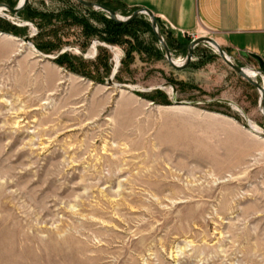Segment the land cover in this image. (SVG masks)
<instances>
[{
	"label": "rangeland",
	"instance_id": "374dc122",
	"mask_svg": "<svg viewBox=\"0 0 264 264\" xmlns=\"http://www.w3.org/2000/svg\"><path fill=\"white\" fill-rule=\"evenodd\" d=\"M5 13L20 34L0 30L17 43L0 45V264H264V138L243 117L264 132L255 85L208 43L175 69L147 14L114 36L77 0ZM163 35L184 62L194 39Z\"/></svg>",
	"mask_w": 264,
	"mask_h": 264
},
{
	"label": "crops",
	"instance_id": "0c3cea01",
	"mask_svg": "<svg viewBox=\"0 0 264 264\" xmlns=\"http://www.w3.org/2000/svg\"><path fill=\"white\" fill-rule=\"evenodd\" d=\"M129 10L151 9L159 26L174 40L215 38L234 59L242 52L264 61V0H120ZM0 45H17L0 36ZM254 59V58H253Z\"/></svg>",
	"mask_w": 264,
	"mask_h": 264
},
{
	"label": "water",
	"instance_id": "95a60500",
	"mask_svg": "<svg viewBox=\"0 0 264 264\" xmlns=\"http://www.w3.org/2000/svg\"><path fill=\"white\" fill-rule=\"evenodd\" d=\"M77 1L80 2L81 4H83L84 6L90 8V9L101 10V11H104V12L108 13L111 16V18H113L114 20H116L117 22H120V23H128V22L134 20L135 18L139 17L141 14L149 15L150 20H151V24H152V29H153L156 37L158 38V40L160 41V43L163 45V47L165 49L167 61L175 69L182 70V69L187 68L191 64V62L194 59V50L197 47V45H199L201 43H208V44L214 46L217 49V51L219 52V54L222 56V58L226 61V63L230 67H232L237 73H239L241 76H243L245 79H247L250 83H252L253 85H255L259 89L260 94H261V97H260V108H261V112H262L263 117H264V85L261 84L260 82H258L257 80H255L254 77H251L246 72V69L244 67H241L236 62H234L232 60L231 56H229L227 54V52L224 50V48L219 44V42L215 38H213L211 36H202V37H198V38L194 39L188 46V52H187L186 60L183 62V64L179 65L173 59L170 46H169L166 38L164 37L163 33L161 32V29H160V26H159V22H158V18L156 17V15L154 14V12L151 9H149V8H139V9L134 10L131 15H129L128 17L124 18V17L120 16L119 13L116 10H114L113 8L108 7V6H106V5H104V4L100 3V2L93 1V0H77ZM29 2H30V0H24V2L22 4L19 3L16 7H12V6H10V5L6 4V3H0V7H3L5 10L9 11L12 14H18L23 9H25V7L28 5ZM6 17L8 19H10L9 16H6ZM25 24H28V23H25ZM0 33H2V35H7L4 32H0ZM31 38H32V36L27 35L24 38H19V39L22 40L23 43H25V44L33 45L31 43ZM98 41H100L103 44H107V43L103 42L102 40H98ZM96 42L97 41L94 42L95 45H96ZM33 50L38 52L39 55H41L46 60H55V59L58 58V57H52V56L43 54V53L39 52L35 47L33 48ZM242 55L247 57V58L252 57L255 60H257L258 63L261 66L264 65L263 59L257 54L248 53V52L243 51ZM119 65H120V60H119V63L117 65V67H116V70L114 71L113 76L116 74ZM258 72L261 73V74H264L263 71H258ZM108 84L109 85H114L113 78L108 80ZM170 85L174 88V86L172 84H170ZM119 86H120L121 89H131V87L127 86V85H119ZM155 89H159V87L155 88ZM174 92L176 93L175 88H174ZM220 101H225V102L231 103V101H229L227 99H220ZM175 103H176V106H182V107H194L196 105V103L188 102V101H175ZM243 117L247 121L248 127L251 130V132L256 134L259 137H263L264 138V134L263 133H260V132H258V131H256L255 129L252 128V126L250 124V120L247 118V116L245 114H243Z\"/></svg>",
	"mask_w": 264,
	"mask_h": 264
},
{
	"label": "trees",
	"instance_id": "16d2710c",
	"mask_svg": "<svg viewBox=\"0 0 264 264\" xmlns=\"http://www.w3.org/2000/svg\"><path fill=\"white\" fill-rule=\"evenodd\" d=\"M98 2L104 4V5L108 6V7H111V8H113L114 10H116L114 7H112V5L110 4L109 0H98ZM133 11H134V10H133ZM137 18H138V17H137ZM137 18H135L134 20H132V21H130V22H128V23H120V22H117L116 20H114V19L112 18V19H111L112 22L116 25V32H115V33L113 32V35L115 36V34L117 35V34H119L120 32H122V30L124 29V27H128V26H130L132 23H134V22L137 20ZM3 22L6 23L7 28H3V27L1 28V27H0V30H2V31H4V32H7V33L14 34V35H18V34H20V33L17 31L18 26H16L15 24H13V23H11V22H9V21H3ZM117 32H118V33H117ZM162 33H164V31H163ZM102 41H104V42L106 41V42H108V43L115 42L114 38H112V39H111V38H103ZM62 56H63V55H62ZM62 56H60V57L58 58V60H59ZM262 67H263V70H264V65H262Z\"/></svg>",
	"mask_w": 264,
	"mask_h": 264
},
{
	"label": "bare ground",
	"instance_id": "6f19581e",
	"mask_svg": "<svg viewBox=\"0 0 264 264\" xmlns=\"http://www.w3.org/2000/svg\"><path fill=\"white\" fill-rule=\"evenodd\" d=\"M24 2V0H20V4H22ZM0 15H6V16H8L6 13H5V9L3 8V7H0ZM23 42V41H22ZM99 42H96V45L94 44V49H95V53H96V51H97V44H98ZM27 46L30 48V49H33L34 47H33V45H29V44H27ZM119 60H120V58L117 60V65H118V63H119ZM175 62L177 63V64H179V65H181V64H183V62H180V61H177V60H175ZM246 69V72L251 76V77H255L257 74H258V72L257 71H255L254 69H252V68H245ZM250 124H251V126H252V128L253 129H255L256 131H258V132H260V133H263L264 134V132H263V130L259 127V126H257L255 123H253V122H251L250 121Z\"/></svg>",
	"mask_w": 264,
	"mask_h": 264
}]
</instances>
